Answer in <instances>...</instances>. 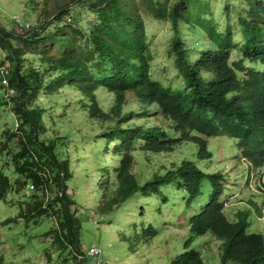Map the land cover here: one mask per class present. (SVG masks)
I'll return each mask as SVG.
<instances>
[{"label":"trees","instance_id":"16d2710c","mask_svg":"<svg viewBox=\"0 0 264 264\" xmlns=\"http://www.w3.org/2000/svg\"><path fill=\"white\" fill-rule=\"evenodd\" d=\"M40 1L30 27L15 33L0 23V70L8 71L7 85L0 77V203L17 205L15 221L50 222L42 235L45 261L88 264L93 247L82 242L83 224L99 229L108 217L118 237L127 225L129 235L119 243L130 252L178 219L173 224L184 230L183 239L160 264H264V233L249 231L252 209L233 208V219L227 213L228 194L243 174L247 182L255 176L263 194L259 206L249 198V207L257 215L263 209L264 0H214L224 24L210 0ZM146 19L169 25L171 39L163 46L153 40L154 46V35L144 32ZM157 47L172 62H155ZM78 110L97 127L92 147L78 132L59 131L61 119ZM219 136L223 156L234 150L246 162L230 165L240 169L239 179L209 149ZM82 140L94 162L79 174L85 180L92 171L89 197L97 201L91 207L75 195L78 173L71 159ZM143 157L155 161V169ZM135 167L149 172L146 179ZM173 205L171 220L170 214L162 219ZM123 207L121 218L112 219Z\"/></svg>","mask_w":264,"mask_h":264},{"label":"rangeland","instance_id":"374dc122","mask_svg":"<svg viewBox=\"0 0 264 264\" xmlns=\"http://www.w3.org/2000/svg\"><path fill=\"white\" fill-rule=\"evenodd\" d=\"M66 0H49L48 3L53 4L54 2H62ZM41 2L40 0H35L33 5L31 3H28L26 0H0V23L6 27L7 29L17 33L19 32L18 25L16 24V19L19 18V22L21 24L28 23L30 27V21L34 17L36 18V14L32 11L33 7L35 6V3ZM208 5H211L213 15L218 16V21L221 24H224V21L220 19V17H223V12L219 10H214L215 8H221L222 6L219 3H216L214 0L206 1ZM43 3V2H41ZM29 5L26 7V5ZM29 11L26 13V8ZM32 8V9H31ZM38 9V7H36ZM39 11V10H38ZM32 12V14H31ZM31 14V15H30ZM209 20H212L210 18ZM213 21V20H212ZM235 20H231V23H235ZM97 23V21H93V23ZM214 22V21H213ZM92 23V21L90 22ZM216 23V22H215ZM89 24V22H88ZM145 25L147 26L146 30L144 31L148 35H154V39L152 38L151 41L156 40V43L159 45H164V40L169 41L171 39V31L170 28H167L165 25L158 21H152L150 19L145 20ZM21 30V29H20ZM181 33H185V29H181ZM190 34V33H189ZM193 36V34H192ZM197 38L200 39L201 36L197 34ZM195 38H193L189 41V44L194 42ZM188 42V41H187ZM153 45H155V41H153ZM153 50L158 53L159 55L156 57L155 62L161 63V62H172V58L169 59L167 56V53L164 54V49L161 48H153ZM2 51L0 50V63L3 60V55H1ZM1 67V66H0ZM169 67V65L167 66ZM6 70V69H5ZM166 80H171V76L168 74L165 78ZM13 93L11 91H8L7 96H12ZM41 99V98H40ZM44 97L41 99L43 100ZM72 92L70 90L67 91V99L66 101L69 103H72ZM59 102V101H58ZM63 105H64V99L61 100L58 103L57 114L61 115L63 111ZM72 106H70L71 108ZM79 109V108H78ZM63 124H60L58 126L59 131L64 134H73L78 132L82 136H85L87 140V143L83 140L80 141L79 147L80 151L76 153V156L71 159L72 164L74 165V168L76 172L78 173L76 180H77V190H76V198L80 202L81 205L85 207H91L93 206L97 200L92 201V199L89 197L92 195L91 193V179L92 177V171L89 170L86 172V178L85 180L82 179V176L79 175L83 172L84 168H89L90 166L93 167L94 162L92 159V155H87L83 151V145L86 143L87 145L92 147V141L90 140L91 136L95 131H97V127H91L89 125V120H87V116L84 115L82 111L74 112L72 116L68 117L67 119H61ZM225 141V139H222ZM221 140V137H216L209 143V149L214 152L215 157L218 158L217 162H220L219 157H221V160L225 164V170L228 172L234 173V176L236 179H239L241 177V174L239 176L240 169L235 168L234 170H231L230 165H236L237 163H245V161L238 159V153L232 150L229 146L227 151L231 152L228 157L223 156L226 151V145ZM100 141H95V145L99 147ZM117 143V142H116ZM231 146H235L234 142L230 143ZM179 154H184L183 150L177 151ZM95 157H99L100 150L95 149L94 150ZM220 155V156H219ZM144 158V157H143ZM141 158V159H143ZM165 158V157H164ZM75 160V161H74ZM87 160V161H86ZM145 160V158H144ZM231 161V162H230ZM146 163H149V161L145 160ZM145 162L140 163V167H145ZM163 163V160L161 161ZM232 163V164H231ZM104 165V164H103ZM149 169H155V161H152L149 163ZM134 171V169H133ZM135 173L138 175H141L143 179H146L149 172L146 174H141L139 172L138 167H135ZM257 174V172L255 171ZM258 175V174H257ZM247 175L243 174L242 181L240 182V185L236 183L233 186V192H230L228 194L227 203L231 204V207L227 208V213L230 218H234L235 211H233L238 207H244L245 209L251 208V226L249 231L252 232H261L264 233V203H263V209L262 214L257 215L255 213L254 207H249L248 200L249 198L253 197L255 201L258 202L259 206V195L262 197L263 194H261L260 190L257 191V183L255 176H252L253 178L249 177V181L247 182ZM79 181V182H78ZM227 182H229L227 180ZM231 188H228L230 191ZM174 191V190H173ZM68 194H70V191H68ZM174 194V192H173ZM259 194V195H258ZM85 197L87 200H83L82 198ZM13 204H16V202H13ZM230 205V204H227ZM180 207V206H178ZM164 208V206L162 207ZM161 208V209H162ZM126 210L125 207H123L121 210H116L115 213L112 215V219H120L122 216V213ZM176 210V206L173 205V208H170L168 210L162 211L161 218L167 216L170 214V218L167 220H171L172 216L171 214ZM191 209H189L188 213H191ZM17 214V205L11 206V204H4L3 202L0 203V264H48L43 256V247L45 246L47 240L43 239V234L45 231L49 229L51 226L50 222L45 219H34V220H27L23 221L21 219L15 221V217ZM111 217V216H110ZM150 217H153L152 215ZM125 219L127 220L126 216ZM110 218L105 217L103 220H100V224H105L104 226H100L99 229L92 228L90 230V227L86 225V223L83 224L84 229V236H82V242L86 244V247L89 248L92 246L93 248L99 249L100 255L99 257H91V260L88 264H98L99 262H103L104 264H160L164 261L167 253L175 246L176 242L183 239L184 236V230L181 228H176L173 224V221L179 220L175 219L173 221H170L165 227L164 233L160 236L154 238L151 242V244L147 246H142L140 250L132 249L131 252L128 251L127 247L124 248V246H121L119 243V240L123 243L125 240V237H127L128 234V228L126 224H122L121 227V233L123 234V237H118V227L117 225L114 227V229L111 228L110 225H108ZM38 221L37 224L35 222ZM131 226H139L137 223H132ZM164 227V228H165ZM85 239V240H84ZM211 246V253L216 256L217 254V246L215 244H210ZM94 258V259H92ZM97 259V261L95 260ZM146 259H151V261H147ZM96 261V262H95Z\"/></svg>","mask_w":264,"mask_h":264},{"label":"built area","instance_id":"2783aa9c","mask_svg":"<svg viewBox=\"0 0 264 264\" xmlns=\"http://www.w3.org/2000/svg\"><path fill=\"white\" fill-rule=\"evenodd\" d=\"M16 24L18 25V27L20 29L28 28V23L21 24L19 22V18L16 19ZM7 74H8L7 69L5 70V68H3L0 70V77H2V83L4 85H7L6 78H5ZM87 255L90 257H97L98 256V250L96 248H91L88 250Z\"/></svg>","mask_w":264,"mask_h":264}]
</instances>
